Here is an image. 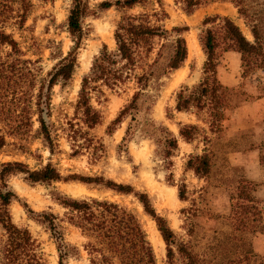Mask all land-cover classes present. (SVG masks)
<instances>
[{
    "label": "rangeland",
    "instance_id": "obj_1",
    "mask_svg": "<svg viewBox=\"0 0 264 264\" xmlns=\"http://www.w3.org/2000/svg\"><path fill=\"white\" fill-rule=\"evenodd\" d=\"M103 0H88L89 7L95 9ZM33 8L28 16L25 28L17 31L7 24L6 32L12 33L25 54V59L38 60L35 72L37 86L46 82L48 73L57 63L66 57L74 46L67 32V16L72 0H31ZM145 14L151 25L161 27L168 32L173 28H186L182 36L186 42L187 58L183 65L162 79V86L150 111L156 124H162L175 135L179 126L196 125L201 130L199 136L191 143L179 140L178 150L171 157L169 170L163 168L159 158L155 156V144L140 133H136L121 147L122 139L129 118L116 126H108L116 119L120 111L128 105L132 95L137 91L135 83L130 80L114 89L97 84L103 93H91V105L102 115V123L89 133L103 143L105 152L94 160L91 153L82 151L71 156L70 141L67 138L68 123L82 126L74 114L78 92L82 78L89 73L95 57L103 46L114 51L116 44L114 32L118 22L124 16ZM228 17L252 40L244 21L239 18L237 9L228 1H216L200 6L191 14H186L181 5L174 0H149L143 5L130 10H109L88 16L83 26L86 36L76 51L77 65L67 82H60L50 90V117L57 139L54 154L39 135V124L36 116L31 124L23 126L21 132L7 133L0 123V136L5 144L0 148V164L4 162H22L30 169H39L51 163L63 177L79 175L84 177H103L116 184L129 185L136 192L145 193L155 212L164 218L174 232L176 238L199 256L202 264H221L227 247L231 246L237 253L254 250L262 258L264 256V95H259L256 86L264 82V70H256L248 77L241 79L240 55L234 50H227L220 44L217 55L221 62L219 76L224 86L231 93L245 92L236 109L229 112L228 120L217 134H211L207 125V115L196 116L194 111L177 112L175 110V94L184 86L197 84L203 74L202 67L205 55L199 44L201 31L207 28L218 29L220 20L205 26L206 17ZM175 34H171V37ZM197 40L198 49L190 51L189 44ZM169 42L162 39L153 40V50L149 61L157 57L162 44ZM168 48L162 49L165 55ZM36 93V90L35 92ZM208 138L203 141V136ZM207 153L212 168L210 174L198 178L185 163L190 154ZM9 188L19 201H12L9 213L12 222L27 228L40 246L44 264H58L56 245L46 228L30 219L22 203H26L34 212H51L59 218L64 240L72 249L65 264H91L90 257L83 245L88 241L80 231L71 226L65 219L66 210L54 200L56 193L72 198H97L108 200L133 212L147 235L153 249L156 264H166V246L156 251L146 224L147 216L142 205L133 194L123 195L102 186L86 185L78 181H60L50 185L28 184L23 175H13L7 180ZM186 186V200L178 199L177 186ZM248 187L254 198L256 210L248 212V220L241 222V216L235 214V207L242 201L238 192ZM71 190H82L80 196H74ZM150 222V221H149ZM153 222V221H152ZM151 223V222H150ZM154 223V222H153ZM156 228L155 223L151 224ZM157 230V229H155ZM3 232L0 229V240ZM236 256V255H235ZM174 264H183L175 252Z\"/></svg>",
    "mask_w": 264,
    "mask_h": 264
},
{
    "label": "trees",
    "instance_id": "obj_2",
    "mask_svg": "<svg viewBox=\"0 0 264 264\" xmlns=\"http://www.w3.org/2000/svg\"><path fill=\"white\" fill-rule=\"evenodd\" d=\"M148 1L103 0L95 9H91L88 0H72L67 16V32L74 46L48 73L46 82H40L42 84L37 86L39 82L35 72L39 70V61L25 59L13 34L5 30L7 24H11L12 28L22 31L33 3L31 0H0V123L7 129V133L21 132L22 127L30 125L32 117L36 116L39 135L53 155L57 149V139L47 120L50 117V90L60 82H67L76 68V51L86 36L84 20L112 7L120 11L130 10ZM216 1H228L234 5L252 40L247 39L239 26L228 17H206L202 22L203 26L217 20L220 23L218 29L207 28L199 36V44L206 57L202 67L203 76L197 84L184 86L175 94V110L194 111L196 116L206 114L211 134L221 132L229 112L247 101V97L243 99L245 92L231 93L222 83L219 76L221 62L217 55L219 45L222 44L225 49L234 50L240 55L241 79L256 70H264V0H174L186 14ZM185 30L186 28L176 27L168 32L151 25L145 14L124 16L118 22L114 32L116 49L108 51L103 46L99 55L94 58L89 73L81 80L74 114L86 130L68 123L67 138L70 141L71 156L88 151L97 160L105 152L103 143L89 133L102 123L101 113L91 105L92 92L103 96L97 84L114 89L132 80L137 91L108 126V130L110 132L111 126L129 118L119 148L126 147V143L136 133H140L154 142L155 156L159 158L163 168L169 170L172 165L171 157L178 150L179 140L191 143L201 132L196 125H182L175 135L148 117L162 86V79L179 69L187 58L186 42L182 36ZM171 34L175 35L171 37ZM156 38L169 43L166 46L162 44L157 57L149 61L153 40ZM163 48L169 49L165 55L161 52ZM256 89L259 95H264V82L259 83ZM202 138L204 142L208 141L205 135ZM4 144V137L0 136V148ZM262 157L264 159V155ZM211 168L210 156L205 152L200 155L190 154L185 163V169L192 171L198 178L208 176ZM18 174L23 175V181L28 184L50 185L60 181H78L86 185L102 186L123 195L133 194L142 205L144 213L155 223L166 246V264H174L175 252L183 264H202L199 256L179 241L166 220L155 212L145 193L136 192L129 185L116 184L103 177L75 174L63 177L51 163L39 169H30L22 162L0 164V229L3 232V239L0 240V264H44L38 242L27 228L19 227L11 220L8 207L12 201L19 200L9 188L7 180ZM177 189L178 199L185 201L186 186L181 184ZM238 199L242 202L235 207V214L242 215L240 221L246 222L248 212L256 210L248 187L239 190ZM54 200L66 210L67 222L88 239L83 248L87 251L91 264H156L152 244L150 245L138 217L130 210L114 202L91 197L78 199L56 193ZM21 205L30 219L49 231L56 245L58 264H65V260L71 255L70 251L75 248L65 242L59 218L51 212H34L26 203ZM261 229L264 230V226ZM221 264H264V256L259 258L252 249L237 253L230 244Z\"/></svg>",
    "mask_w": 264,
    "mask_h": 264
},
{
    "label": "bare ground",
    "instance_id": "obj_3",
    "mask_svg": "<svg viewBox=\"0 0 264 264\" xmlns=\"http://www.w3.org/2000/svg\"><path fill=\"white\" fill-rule=\"evenodd\" d=\"M189 47H190V51L191 52H194L195 50H197L198 49L197 40H193L192 42H190ZM70 193L72 195H74V196H80V195H82L85 192L82 191V190H78V191L71 190ZM144 217L146 219V224H147V227H148V231H149V233L151 235V238H152V243H153L154 247L156 248V251H158V249L163 244V240H162L159 232L157 230H155L156 228H153V225H151V224H154V223L151 220H149L146 216H144Z\"/></svg>",
    "mask_w": 264,
    "mask_h": 264
}]
</instances>
